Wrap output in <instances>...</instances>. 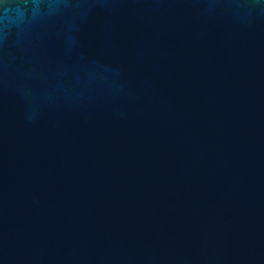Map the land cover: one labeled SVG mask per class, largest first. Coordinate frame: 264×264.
<instances>
[{
	"label": "water",
	"instance_id": "1",
	"mask_svg": "<svg viewBox=\"0 0 264 264\" xmlns=\"http://www.w3.org/2000/svg\"><path fill=\"white\" fill-rule=\"evenodd\" d=\"M0 264H264V0H0Z\"/></svg>",
	"mask_w": 264,
	"mask_h": 264
}]
</instances>
